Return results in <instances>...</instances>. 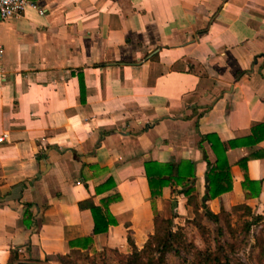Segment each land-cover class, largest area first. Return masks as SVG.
Segmentation results:
<instances>
[{
  "label": "crops",
  "instance_id": "obj_1",
  "mask_svg": "<svg viewBox=\"0 0 264 264\" xmlns=\"http://www.w3.org/2000/svg\"><path fill=\"white\" fill-rule=\"evenodd\" d=\"M27 1L0 19V264L127 253L128 238L141 249L156 214L194 217L183 187L214 214L264 217V141L226 152L232 189L214 200L202 141L264 124V0ZM244 158L257 198L242 189ZM147 162L194 163L193 184L153 200ZM107 198L117 224L95 236L78 204Z\"/></svg>",
  "mask_w": 264,
  "mask_h": 264
},
{
  "label": "trees",
  "instance_id": "obj_2",
  "mask_svg": "<svg viewBox=\"0 0 264 264\" xmlns=\"http://www.w3.org/2000/svg\"><path fill=\"white\" fill-rule=\"evenodd\" d=\"M202 141H206L215 155V162L212 164L205 160L208 165L207 174V197L208 200H214L229 193L232 189V180L229 172V166L226 160V152L230 149L240 146H255L264 141V124L255 125L251 129L250 137L243 140H235L230 142H221L215 135H206L202 137ZM248 158L239 161V167L243 172L244 181L242 189L250 198H257L261 192V183L250 181L247 177ZM145 177L147 179L150 196L153 200L161 196V190L164 187L175 186L186 182L188 185L193 184L194 163L167 164L159 165L155 162H147L144 165ZM180 192L187 198V204L192 207L194 219L189 222L202 228V219H208L213 223H219L221 217L229 219L231 214L221 208L218 214H214L206 205L199 206L197 198L193 195V187H185ZM114 202L113 199L107 198L96 206L92 199L85 200L78 204L80 210H89L93 221V235H103L109 230V227L115 226L117 223L109 212V205ZM245 217H250L251 221H246L244 229L248 233L250 227L264 220L263 216L252 215L251 210L246 206H241ZM239 208V207H236ZM154 233L149 236L141 249H137L132 240L128 238V244L131 247L129 255H120V264H166L165 255L171 251H178L183 245V235L172 228L174 227L173 219H163L159 214L154 218ZM220 235V234H219ZM90 242V240H86ZM71 253H76L73 251ZM200 260L197 264H229V260L223 255V247L217 245V250L200 252ZM69 254L58 256L57 261L65 264Z\"/></svg>",
  "mask_w": 264,
  "mask_h": 264
},
{
  "label": "rangeland",
  "instance_id": "obj_3",
  "mask_svg": "<svg viewBox=\"0 0 264 264\" xmlns=\"http://www.w3.org/2000/svg\"><path fill=\"white\" fill-rule=\"evenodd\" d=\"M228 212L231 214L229 219L222 216L217 224L202 219V228L189 223L195 216L184 222H174L173 219L172 230L183 235V245L178 251L166 253V264H197L200 260L198 251H215L218 244L223 247V255L229 264H264V220L252 225L247 233L245 222L251 221V218L245 217L242 207ZM130 253L131 249L123 253L110 248L76 251L69 254L65 264H120V255Z\"/></svg>",
  "mask_w": 264,
  "mask_h": 264
},
{
  "label": "built area",
  "instance_id": "obj_4",
  "mask_svg": "<svg viewBox=\"0 0 264 264\" xmlns=\"http://www.w3.org/2000/svg\"><path fill=\"white\" fill-rule=\"evenodd\" d=\"M28 5H31V3H29L27 0H0V19L6 20L19 16L24 13L25 8ZM5 138L6 135H2L0 137V142Z\"/></svg>",
  "mask_w": 264,
  "mask_h": 264
},
{
  "label": "water",
  "instance_id": "obj_5",
  "mask_svg": "<svg viewBox=\"0 0 264 264\" xmlns=\"http://www.w3.org/2000/svg\"><path fill=\"white\" fill-rule=\"evenodd\" d=\"M17 264H39V263H28V262H19Z\"/></svg>",
  "mask_w": 264,
  "mask_h": 264
}]
</instances>
